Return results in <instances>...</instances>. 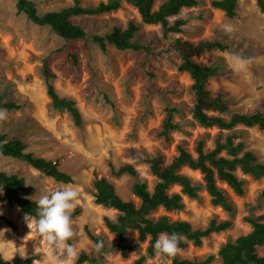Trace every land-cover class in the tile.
Returning a JSON list of instances; mask_svg holds the SVG:
<instances>
[{
    "label": "rangeland",
    "instance_id": "1",
    "mask_svg": "<svg viewBox=\"0 0 264 264\" xmlns=\"http://www.w3.org/2000/svg\"><path fill=\"white\" fill-rule=\"evenodd\" d=\"M30 1L42 15L76 2L92 7L108 0ZM164 1L155 0L153 9ZM198 1L196 8L183 9L169 18L170 23L179 19L186 21L183 33L178 35H164L159 25H144L137 10L124 0L120 1V8L111 13L72 19L92 35H104L114 26L125 29L132 21L140 27L136 39L151 45L152 53L146 54L118 51L112 46L102 52L90 40H63L48 27L37 26L25 14H17V0H0V98L1 103L18 106L14 109L0 107L8 113L7 120L0 122V134L22 140L36 156L57 160L59 169L71 175L73 181L70 184L55 182L24 161L4 157L0 158V170L22 177L26 185L23 196L32 201L63 185L78 188L81 193L76 207L79 214L73 218L77 236L69 243L76 245L78 257L84 253L94 261L83 264H130L144 254L146 248V242L137 241L134 230L129 229L120 242L117 235L105 228L103 218L115 221L117 213L94 204V175L111 182L121 199L139 206V200L132 194L133 184L144 182L152 191L156 183L146 160L160 157L168 164L178 144L194 154L198 140H203L206 148L213 147L217 130L201 128L192 118V81L187 73L177 70L180 60L172 48L176 38L193 43L214 40L228 47L226 51H213L196 58L201 64L219 68L217 75L207 83V89L213 95L220 94L227 103L226 119L232 113L264 115V13L259 12L256 0H237V17L230 20L210 7L211 0ZM68 54L76 57V63L68 59ZM234 54L251 58V63L243 71H237L232 59ZM44 65L53 76L51 84L57 94L75 102L82 117L81 126H75L67 113L52 109L46 94ZM168 108L177 110L173 122L179 128L165 140L159 132ZM229 134L239 136L246 150L264 163V131L238 126L232 133L224 132V135ZM109 164L114 168L130 164L136 170V177H115ZM180 173L200 187L198 198L182 196L181 211L158 209L151 216L167 215L171 220L190 223L193 229H204L211 220L231 224L228 230L212 234L200 247L189 244L177 254L180 259L216 255L224 243L250 231L245 217L264 214V201L259 196L264 189V179L255 180L237 171L236 175L245 182L241 197L219 183L235 208L228 214L210 204L198 172L184 167ZM169 193H180V188L172 186ZM0 212V230L10 229L4 234L0 232L3 259L19 255L34 257L31 264H57L58 254L37 232L30 233L26 215L7 201L1 189ZM85 230L102 239L101 251L95 249ZM119 246L129 248L127 258L121 256ZM257 251L264 256V247ZM147 263L170 264V260L155 255L148 258ZM212 264H219V258Z\"/></svg>",
    "mask_w": 264,
    "mask_h": 264
},
{
    "label": "trees",
    "instance_id": "2",
    "mask_svg": "<svg viewBox=\"0 0 264 264\" xmlns=\"http://www.w3.org/2000/svg\"><path fill=\"white\" fill-rule=\"evenodd\" d=\"M121 0H108L100 2L92 7H83L78 2L59 11L47 12L40 15L36 5L30 0H17V14H25L27 19L40 27H48L59 38L63 40H90L96 44L102 52L107 46H112L118 51H143L151 54L149 43L138 41L137 35L139 25L130 21L125 29L112 27L104 35L87 34L86 31L75 24L72 19L81 16H100L111 13L120 8ZM133 6L144 25H159L164 35H178L183 33L186 21L179 19L174 23L169 18L177 16L183 9L196 8L200 3L198 0H165L156 10L153 9L155 0H124ZM210 7L219 10L227 19L237 17V0H211ZM260 13H264V0H256ZM172 48L177 53L180 64L179 72L187 73L192 81L191 90L194 95L192 107V118L198 126L204 129H216L217 134L213 139V147L206 148L203 140H198L195 145L194 154L185 146L178 144L176 154L168 164L160 157L146 160L149 171L155 178L156 183L152 191L144 182H135L132 186V194L139 200V206L132 201H125L119 197L111 182L102 177L94 175L92 186L94 189V204L117 213L115 221L103 218L105 228L112 234L117 235L120 242L129 229L137 233V241L146 242L145 253L133 260L130 264H148L147 259L156 254L153 247L157 237L161 233L181 234L185 239L179 245L185 250L189 244L200 247L204 240L214 233L224 232L231 226L230 222H217L211 220L204 229H193L191 224L181 220H171L167 215L153 218L151 215L158 209L165 212H179L184 204L182 196L188 199H197L200 187L195 185L191 179L180 173L184 167L196 171L201 175L203 189L207 193L210 204L219 207L228 214L234 212V205L229 200L225 191L219 183L225 184L236 196H243L245 182L240 179L236 172L248 175L255 180L264 179V163L257 156L246 150L239 136L235 134L224 135V132L232 133L238 126L252 128L256 127L264 131V115L260 112L254 113H232L226 119L228 105L220 94H211L207 89V83L218 73L219 68L212 65L201 64L196 61L197 57L213 51H226L227 46L219 41H200L193 43L181 38H176ZM68 59L76 63V57L68 54ZM43 74L46 82V94L51 102V107L57 112H65L73 121L74 125H82L81 114L73 100L60 97L51 79L53 76L48 72L46 65L43 66ZM0 107L7 109L18 108L15 104L1 103ZM177 113L175 108H168L161 125L159 136L165 140L169 139L170 133L177 130L179 126L173 122V116ZM10 158L16 161L26 162L32 169L42 173L55 182L70 184L71 175L59 169L57 160H49L36 156L28 150L27 144L20 139H8L0 134V158ZM111 174L115 177L129 175L136 177V170L130 164H124L114 168L109 164ZM172 186H178L180 193H169ZM0 189L9 203L16 205L18 210L32 218L37 214V206L34 201L23 196L26 190L25 180L17 174H8L0 170ZM260 198L264 201V189L260 192ZM79 214L75 209L72 219ZM2 219V218H0ZM244 221L250 226V231L240 235L234 240L227 241L217 251L216 255L210 254L203 259L186 260L180 259L178 255L166 257L170 264H212L216 257L219 264H264V256L258 254V248L264 247V214L255 217H245ZM7 224L13 227L11 222ZM88 238L96 244L101 238L93 236L85 230ZM129 248L119 246L120 254L127 258ZM34 257L23 258L15 255L10 260L0 256V264H31ZM94 262L86 254L81 253L77 264Z\"/></svg>",
    "mask_w": 264,
    "mask_h": 264
},
{
    "label": "clouds",
    "instance_id": "3",
    "mask_svg": "<svg viewBox=\"0 0 264 264\" xmlns=\"http://www.w3.org/2000/svg\"><path fill=\"white\" fill-rule=\"evenodd\" d=\"M232 59L237 71H243L250 63L251 58H244L234 54ZM7 109L0 108V122L7 120ZM80 191L72 185H63L55 190L46 192L35 200L37 214L29 220L25 217L30 233L35 231L43 241L58 255L57 264H75L78 252L74 243H69L77 236V231L73 224L72 214L77 207L80 198ZM2 215V212H0ZM10 229L0 230L3 234ZM185 238L176 232L171 234L161 233L153 247L157 255L174 257L179 254L181 242ZM14 243L12 241H7ZM103 241L95 244V249L99 252L103 249Z\"/></svg>",
    "mask_w": 264,
    "mask_h": 264
}]
</instances>
